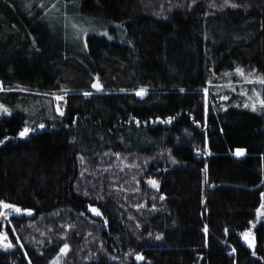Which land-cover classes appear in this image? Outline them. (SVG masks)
Wrapping results in <instances>:
<instances>
[{
  "label": "trees",
  "instance_id": "1",
  "mask_svg": "<svg viewBox=\"0 0 264 264\" xmlns=\"http://www.w3.org/2000/svg\"><path fill=\"white\" fill-rule=\"evenodd\" d=\"M233 1L239 7L81 0L80 11L108 31L87 36L82 50L39 36L35 20L0 0L1 85L71 89L60 118L26 137L19 136L21 113L0 117V201L31 209L27 227L49 216L61 229L57 235L50 225L44 235L52 238L33 231L30 243L0 249V264H51L66 242L68 264H264V111L220 110L214 99L205 110L201 91L210 73L242 66L264 74V0ZM177 4L184 8L171 10ZM93 76L101 90H92ZM9 98L0 96L8 105ZM116 153L146 157L142 172L157 187L138 175L136 201L118 192L103 200L97 189L85 194L81 159ZM20 219L0 218V236L26 222ZM247 229L252 249L241 241ZM89 232L95 246L78 257L70 236Z\"/></svg>",
  "mask_w": 264,
  "mask_h": 264
},
{
  "label": "rangeland",
  "instance_id": "2",
  "mask_svg": "<svg viewBox=\"0 0 264 264\" xmlns=\"http://www.w3.org/2000/svg\"><path fill=\"white\" fill-rule=\"evenodd\" d=\"M6 1L17 6V8H20L22 12L25 13L26 17L37 22L36 28L39 36L43 37L47 33L56 41L61 40L66 45H69L70 43L78 45L82 50L84 49V45H86L87 36L96 35L99 37H106L108 32L107 27L99 23L96 17H88L91 15L83 14L80 11L79 7L81 0ZM221 2V6H219L220 9L236 5L233 0H221ZM235 7L239 6L236 5ZM174 8L182 9L184 7L182 4H177L173 6L171 10ZM237 69H241L243 75L238 73L236 71ZM95 78L97 77L93 76V82H97L98 78ZM261 78H264V74L257 72L255 69H245L242 66H236L233 70L223 72L221 75L217 76L210 73L204 88L201 89L204 96L205 110L210 107V103L214 99L220 110L233 107L254 113L263 112L264 105H261L259 102L264 99V84L258 82ZM249 80L252 82L249 83ZM142 89L147 91L146 88ZM139 90L141 89L135 91L136 95ZM70 91L71 89L67 84L60 85L59 88L53 92L41 91L35 88L31 89L21 85L10 88L0 85V96L4 97L5 95L13 94V99L9 98L11 99L9 101L10 105L5 104L0 100V117L9 116L19 112L24 117L22 130L25 127H28L32 131L39 130L42 128L40 125L45 126L47 125V122L58 120L60 118L62 115L61 113H63L66 96ZM145 91L144 94L146 93ZM143 95L137 96L141 97ZM57 97H62V99L57 100ZM223 97H227V99H223ZM26 102L27 104H25ZM246 104L248 107H245ZM253 105H255V111L253 110ZM5 109L7 111H4ZM150 125L153 126L154 123L150 122ZM161 156H164V153L155 155L156 158ZM81 160L85 161V168L82 171V173L85 174H80V182L78 184L82 188L85 187L88 191L87 194L89 195H91L90 193L94 189L102 192L105 191L104 196L99 197L103 200L107 197L111 198L115 192L124 194V201H128V198L130 199L131 197H134L133 201L138 200V198L140 199L143 192L140 191V183L138 180L134 179L138 175H142L143 182L148 188L153 190L157 187L148 183L149 180L154 179H147L144 172H142L143 163L146 162L147 159L140 154L123 155L116 153L100 156L95 162H89V159L87 158ZM143 197L147 199L150 195L149 193H146ZM146 199L142 201L141 206L146 204ZM130 202L132 201L130 200L129 203ZM138 208V205H134L133 207L136 211H138ZM0 213H2L0 214V218L7 223L13 216L26 221L17 227H14V224H11V226L9 225V230L5 229L1 233V250L16 247V244L24 246L23 244L30 243L33 238L29 237L30 233L33 231L35 234H40V236L45 239L52 238L49 234L44 235L45 232L50 230V225L53 226L54 232H56L57 235L61 232L60 224L49 216V221H42L35 227H27V225L32 223L29 214L23 212L18 214L12 209H5L2 206H0ZM259 214L260 212L258 215ZM76 215L77 218H79L78 213H76ZM251 227L252 224L250 225V228ZM65 231L71 235V231L67 230V228H65ZM245 233L247 234L246 237L244 235ZM60 237H65V233ZM70 240L75 246V254L78 257L81 256L82 252H87L88 254L95 246V234H91L90 232L86 233L81 238L70 236ZM251 240L252 238L250 237L249 229L241 233L242 243L250 249H252ZM35 242L36 244H42L43 238L37 237ZM65 244L68 245V248L65 252H61V249L64 248ZM65 244L50 262L51 264H68L67 256L71 252V245L68 242Z\"/></svg>",
  "mask_w": 264,
  "mask_h": 264
},
{
  "label": "snow or ice",
  "instance_id": "3",
  "mask_svg": "<svg viewBox=\"0 0 264 264\" xmlns=\"http://www.w3.org/2000/svg\"><path fill=\"white\" fill-rule=\"evenodd\" d=\"M232 6L235 7L236 5H232ZM236 71H237L238 73H240L241 75H243V72H242L241 69H237ZM248 82L251 83L252 81L249 80ZM258 82L264 84V78L259 79ZM91 86H92V88L97 89V90H100V89L102 88V85L98 82V79H97V82H94ZM144 91H145L144 89L139 90V91L137 92V95H143V94H144ZM205 91H207V90H205ZM90 94H91V93H85V95H90ZM60 99H62V97H57V100H60ZM223 99H227V97H223ZM259 102H260L261 105H264V99L260 100ZM245 107H248V105L246 104ZM252 107H253V110L255 111V110H256V109H255V105H253ZM4 111H7V110L5 109ZM58 111H59V109H58ZM61 114H63V113H61ZM166 122H167V121H166ZM40 127H43V125H40ZM30 131H32V130L29 129L28 127H25V128L19 133V135H20L21 137H24V136H26ZM0 143H3V141H0ZM242 152H243L242 149H237V155L242 154ZM148 183H150V184L153 185L154 187L157 186V182L154 181V180H149ZM85 194H87V193H85ZM262 196H264V193H262ZM161 198L163 199V197H161ZM0 206H2V207L5 208V209H12L15 213H18V214H19V213H22V212H23V213H27V214H31V212H32L31 209H21L20 207H18V206H16V205L8 204V203L2 202V201H0ZM261 208H264V203L261 204ZM92 211L97 212V214H99V213H98V210H96V209H92ZM257 212L259 213V212H260V209H257ZM0 214H2V213H0ZM244 235H245V237L247 236L246 233H245ZM157 239H159V237H157ZM67 248H68V245L65 244V245H64V248L61 249V252H65V251L67 250ZM233 251H235V249H233ZM253 254H255V253H253ZM137 259H143V257L140 256V255H138V256H137Z\"/></svg>",
  "mask_w": 264,
  "mask_h": 264
},
{
  "label": "water",
  "instance_id": "4",
  "mask_svg": "<svg viewBox=\"0 0 264 264\" xmlns=\"http://www.w3.org/2000/svg\"><path fill=\"white\" fill-rule=\"evenodd\" d=\"M95 82V81H94ZM93 82V83H94ZM92 83V84H93ZM91 84V85H92ZM91 88H92V86H91ZM92 90H97V89H94V88H92ZM101 90V89H100ZM92 209H94L93 207H91V206H89L88 208H87V213L88 214H90L91 216H93V217H95V218H99L100 217V214H97V212H94V211H92ZM99 213V212H98Z\"/></svg>",
  "mask_w": 264,
  "mask_h": 264
},
{
  "label": "crops",
  "instance_id": "5",
  "mask_svg": "<svg viewBox=\"0 0 264 264\" xmlns=\"http://www.w3.org/2000/svg\"><path fill=\"white\" fill-rule=\"evenodd\" d=\"M0 85H1V83H0Z\"/></svg>",
  "mask_w": 264,
  "mask_h": 264
}]
</instances>
